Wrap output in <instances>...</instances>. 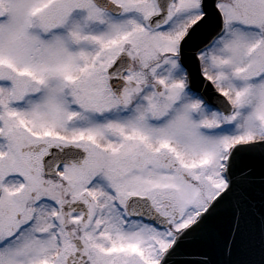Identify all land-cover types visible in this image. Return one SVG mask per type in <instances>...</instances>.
Returning <instances> with one entry per match:
<instances>
[{"label":"snow or ice","instance_id":"6c2138e0","mask_svg":"<svg viewBox=\"0 0 264 264\" xmlns=\"http://www.w3.org/2000/svg\"><path fill=\"white\" fill-rule=\"evenodd\" d=\"M0 264H264V0H0Z\"/></svg>","mask_w":264,"mask_h":264}]
</instances>
